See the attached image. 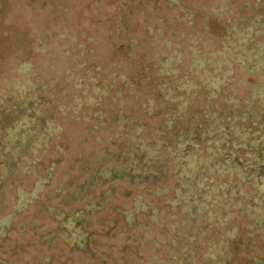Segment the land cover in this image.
I'll return each mask as SVG.
<instances>
[{
	"label": "rangeland",
	"instance_id": "374dc122",
	"mask_svg": "<svg viewBox=\"0 0 264 264\" xmlns=\"http://www.w3.org/2000/svg\"><path fill=\"white\" fill-rule=\"evenodd\" d=\"M36 1L26 8L22 6L25 0H0V114L15 106L24 111L31 108L30 117L37 123L28 129L22 119L25 112L7 126L0 123V142L12 130H24L30 143L18 159L10 157V165L0 156V224L10 227L5 239L0 232V264H170V237H164L160 228L179 218L162 207L169 197L148 195L127 179L110 180L102 171L128 166L122 159L135 146L130 138L135 125L143 128L139 137L150 142L147 157L165 162L162 143L171 145L175 138H185L190 153L206 158L205 140L212 122L204 123V117L213 109L218 120L244 111L251 94L260 96L264 74L251 75L236 68L231 72L233 83L224 87L232 98L229 104L223 92L212 89L209 111L201 110L204 99L191 88L209 78L192 74L182 85L188 91L172 95L168 90L172 82L163 87L158 70L143 69L152 62L147 44L156 40L154 50L163 51L165 38H178L187 30L175 18L183 3L204 13L194 20L197 30L208 20L214 21L218 12L233 21L239 11L246 21L257 15L250 27L264 51V0H174V6L165 0H50L44 9L38 8L43 2ZM163 16L165 21L160 20ZM121 17L126 28L116 26ZM148 29L151 35L146 34ZM133 40L139 44L129 51L130 57L126 47L118 51V46ZM178 42L186 45L182 38ZM211 47L216 60L222 50L220 40ZM168 91L180 115L164 130L163 109L173 104L162 96ZM260 109L264 112V107ZM247 125L244 122L240 128ZM9 139L12 142L13 137ZM97 172L101 177L80 192ZM58 190L61 195L56 196ZM18 198L29 200L24 209ZM136 198L154 208L156 217L147 220L138 214V225L132 227L128 213ZM82 207L85 212L76 244L69 239V229L61 232L60 225L68 228L76 209ZM240 239L241 245L235 246L238 260L258 258L264 264L255 250L260 242Z\"/></svg>",
	"mask_w": 264,
	"mask_h": 264
},
{
	"label": "trees",
	"instance_id": "16d2710c",
	"mask_svg": "<svg viewBox=\"0 0 264 264\" xmlns=\"http://www.w3.org/2000/svg\"><path fill=\"white\" fill-rule=\"evenodd\" d=\"M25 1L22 6L26 8H32L33 3L37 2L36 0ZM41 1L43 3L39 5L40 9H44V6L50 2V0H46L47 3L45 0ZM60 1L65 3L67 0ZM165 1L174 6V0ZM177 3L180 4V2ZM180 5L181 10L177 12L176 22L186 24L187 30L178 38H165L161 43L163 51L154 50L156 40L149 41L147 45L148 51L153 53L152 55L150 53L152 62L143 69L150 73L158 70L163 79V87H168L172 82V90L168 89L172 91V95L188 91L182 85L192 78V74L200 78H209L207 83L206 81L204 84L200 82L202 85L194 83L191 88L193 94H200V97L204 99V108L201 110L208 109L207 104L208 99H211L209 94L212 93V89L215 92H223L224 101L229 104L232 98L224 87H227L228 83H233L231 72L238 68L251 75L264 74V51L261 49L258 35L250 27L251 22H254L258 16L255 15L246 21L241 18L239 11L237 13L239 17L233 21L226 20L222 13L218 12L214 21L208 20L203 28L197 30L198 24L194 20L204 13L192 11L183 3ZM124 8L128 9L129 6L125 4ZM178 13L181 14L178 15ZM160 20L165 21V16ZM120 25L124 27L127 25L122 17L116 26ZM220 32L222 35H219ZM146 34L151 35L149 29ZM180 38L185 40L186 45L179 44ZM213 38L216 41L220 40L222 46L216 60L212 57L213 50H211L215 41ZM136 43L139 44L133 40L126 46L120 45L118 51L126 47V56L130 57L129 51ZM146 43L144 41L143 44L146 45ZM184 61L187 66H184ZM208 69H213L216 73H210ZM180 73H183L181 78L178 77ZM207 73L209 77H205ZM259 87L258 90H262L261 93L259 92L260 96L251 94L245 101L247 104L244 111L232 113L230 119H216L217 110L215 109L213 113L210 111L206 118L204 117V123L212 122L205 140L206 158H202L197 153L195 155L190 153L185 138H175L171 145L161 142L162 147L165 148V162L161 163L157 157H147L146 150L150 149V142L139 137L143 128L135 125L132 128L133 136L130 137L135 140V146L131 149L130 156L122 159L128 166L102 171V174H106L105 177L110 180L127 179L130 185L140 187L148 195L169 197L162 207L168 213L177 214L179 218L167 226L169 232L165 226L160 228L164 237L167 239L170 237L167 241V245L173 250L170 264H261L263 262L258 258H254L253 262H242L238 260L235 253V246L241 245L242 237L248 242L259 241L260 245L255 250L257 249L260 256L264 258V112L258 111L264 107V84ZM117 89H122V85ZM169 91L162 95L166 100L174 99L168 94ZM253 97L258 99L255 100ZM172 101L171 106L163 109L166 110V113L162 115L164 130L168 129L173 118L180 115L174 106L177 102ZM23 112L25 117L22 119L26 120L28 129L36 128L37 123L35 124L30 117L33 112L31 108H26L24 111L23 107L15 106L13 110L0 114V123L7 126ZM219 116L221 119V115ZM117 121L121 124L122 118ZM244 122L248 125L242 130L240 127H243ZM20 123L23 125L22 120ZM120 132L125 135L124 129ZM9 137H13V143ZM28 137L24 130L22 132L12 130L11 134L0 142V149L3 147L0 156L6 159V165H10V157L18 159L25 150L30 148V143H27ZM21 139L22 142L18 146ZM115 155L118 158L122 156ZM100 175L97 172L90 176L84 187L80 188V192L94 179L101 177ZM210 176L216 178L210 180ZM169 180L171 183L167 186ZM59 195H61L60 190L56 196ZM65 198V201H68V198ZM18 200L21 201L19 198ZM28 201L22 200L20 208L24 209ZM84 212V207L76 209L67 223L68 228L64 224L60 225L61 232L65 233L69 229V239L76 244L79 236L77 230L81 225ZM155 213L154 208L145 206L136 198L134 207L128 213L132 219L128 225L132 227L138 225L135 219L138 214H143L147 220H154ZM161 217L163 219V215ZM66 222L67 219L65 224ZM9 230L8 225L0 224L3 239Z\"/></svg>",
	"mask_w": 264,
	"mask_h": 264
}]
</instances>
